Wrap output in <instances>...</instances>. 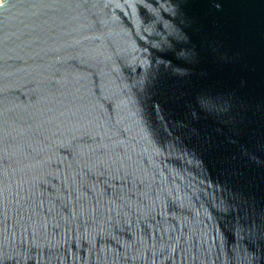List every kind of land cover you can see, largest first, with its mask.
<instances>
[{"label": "water", "instance_id": "water-1", "mask_svg": "<svg viewBox=\"0 0 264 264\" xmlns=\"http://www.w3.org/2000/svg\"><path fill=\"white\" fill-rule=\"evenodd\" d=\"M0 264H264V0H0Z\"/></svg>", "mask_w": 264, "mask_h": 264}]
</instances>
